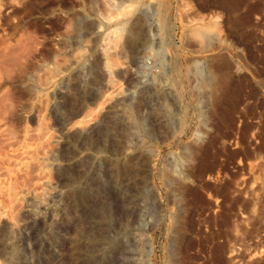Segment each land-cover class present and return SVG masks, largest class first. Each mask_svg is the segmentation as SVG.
<instances>
[{"label":"rangeland","instance_id":"1","mask_svg":"<svg viewBox=\"0 0 264 264\" xmlns=\"http://www.w3.org/2000/svg\"><path fill=\"white\" fill-rule=\"evenodd\" d=\"M0 264H264V0H0Z\"/></svg>","mask_w":264,"mask_h":264},{"label":"bare ground","instance_id":"2","mask_svg":"<svg viewBox=\"0 0 264 264\" xmlns=\"http://www.w3.org/2000/svg\"><path fill=\"white\" fill-rule=\"evenodd\" d=\"M66 130V129H65ZM69 131V130H68ZM68 131H67V133H68ZM65 135V134H64ZM67 135V134H66ZM66 137V136H65ZM69 137V136H68ZM63 138H64V136H63ZM69 144V143H68ZM95 157V156H94ZM99 157V156H98ZM68 159V158H67ZM43 183H46V182H43ZM57 191V190H56ZM53 195L55 194V192H51ZM58 194V193H57ZM56 194V195H57ZM26 196H28V198H31V199H33V198H35V199H38V198H40L41 196H40V193L39 192H37L36 190H34V189H32V190H28V191H26ZM28 209V208H27ZM27 209H25L24 208V211H26ZM23 211V212H24ZM29 211V210H28ZM31 211V210H30ZM29 211V212H30ZM33 215H35V214H33ZM30 218H32V217H30ZM29 219V218H28ZM26 221H27V219H25ZM30 220V219H29ZM32 220V219H31ZM18 221V220H17ZM23 221V220H22ZM22 221L21 222H16V220L15 221H12V222H10V232H15V231H21L22 230V228H23V226H24V221H23V223H22ZM30 224V223H29ZM26 226V225H25ZM29 226V225H28ZM25 229H26V227H25ZM24 230V229H23ZM28 231V230H27ZM23 232H21V234H22ZM25 234V233H24ZM23 234V235H24ZM26 234L28 235V233L26 232ZM10 235H11V233H10ZM16 236V235H15ZM11 237V236H10ZM11 238H13V237H11ZM11 238H8L10 241L11 240H13V239H11ZM29 245V244H28ZM13 247V246H12ZM7 252H9V251H7ZM6 252V253H7ZM11 253V255H12V252H10ZM11 255H10V257H11ZM8 257V259L10 258L9 256H7Z\"/></svg>","mask_w":264,"mask_h":264}]
</instances>
